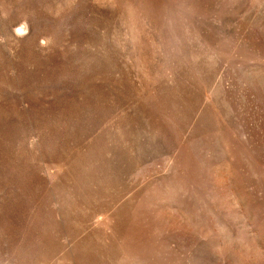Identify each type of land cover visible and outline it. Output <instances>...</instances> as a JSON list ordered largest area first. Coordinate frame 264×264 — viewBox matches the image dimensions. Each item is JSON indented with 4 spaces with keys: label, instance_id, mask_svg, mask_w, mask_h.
Segmentation results:
<instances>
[{
    "label": "rangeland",
    "instance_id": "obj_1",
    "mask_svg": "<svg viewBox=\"0 0 264 264\" xmlns=\"http://www.w3.org/2000/svg\"><path fill=\"white\" fill-rule=\"evenodd\" d=\"M0 264H264V0H0Z\"/></svg>",
    "mask_w": 264,
    "mask_h": 264
}]
</instances>
